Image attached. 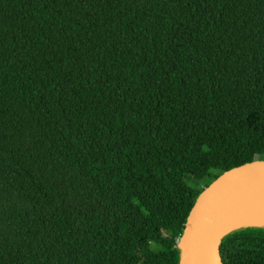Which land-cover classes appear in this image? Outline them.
<instances>
[{
	"label": "trees",
	"instance_id": "trees-1",
	"mask_svg": "<svg viewBox=\"0 0 264 264\" xmlns=\"http://www.w3.org/2000/svg\"><path fill=\"white\" fill-rule=\"evenodd\" d=\"M256 160L264 0H0V264H181L199 193ZM225 235L264 264V226Z\"/></svg>",
	"mask_w": 264,
	"mask_h": 264
},
{
	"label": "water",
	"instance_id": "water-1",
	"mask_svg": "<svg viewBox=\"0 0 264 264\" xmlns=\"http://www.w3.org/2000/svg\"><path fill=\"white\" fill-rule=\"evenodd\" d=\"M259 186H264V160L233 167L204 188L189 212L179 242L181 264H220L217 244L226 233L217 235L219 214L234 197Z\"/></svg>",
	"mask_w": 264,
	"mask_h": 264
},
{
	"label": "bare ground",
	"instance_id": "bare-ground-1",
	"mask_svg": "<svg viewBox=\"0 0 264 264\" xmlns=\"http://www.w3.org/2000/svg\"><path fill=\"white\" fill-rule=\"evenodd\" d=\"M249 225L264 226V186L243 192L228 202L219 214L216 232L222 235Z\"/></svg>",
	"mask_w": 264,
	"mask_h": 264
},
{
	"label": "rangeland",
	"instance_id": "rangeland-1",
	"mask_svg": "<svg viewBox=\"0 0 264 264\" xmlns=\"http://www.w3.org/2000/svg\"><path fill=\"white\" fill-rule=\"evenodd\" d=\"M185 182L187 184H190V185L198 186L201 189H203V185H205V183L203 181H197V180H194V179L187 177V176L185 178ZM178 242H180V240Z\"/></svg>",
	"mask_w": 264,
	"mask_h": 264
}]
</instances>
